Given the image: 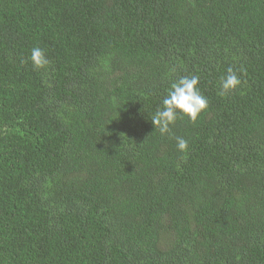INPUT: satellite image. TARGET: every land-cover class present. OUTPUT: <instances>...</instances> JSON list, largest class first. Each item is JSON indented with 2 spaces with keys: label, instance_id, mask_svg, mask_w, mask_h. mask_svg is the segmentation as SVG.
<instances>
[{
  "label": "trees",
  "instance_id": "16d2710c",
  "mask_svg": "<svg viewBox=\"0 0 264 264\" xmlns=\"http://www.w3.org/2000/svg\"><path fill=\"white\" fill-rule=\"evenodd\" d=\"M0 264H264V0H0Z\"/></svg>",
  "mask_w": 264,
  "mask_h": 264
},
{
  "label": "clouds",
  "instance_id": "9594fccd",
  "mask_svg": "<svg viewBox=\"0 0 264 264\" xmlns=\"http://www.w3.org/2000/svg\"><path fill=\"white\" fill-rule=\"evenodd\" d=\"M34 69L45 68L49 64L45 50L39 46L31 49L27 58ZM22 63L26 61H21ZM198 75L180 76L172 83L171 88L162 99L160 106L151 116V123L161 136L171 133V126L181 116L187 117L190 122H196L199 115L207 109L208 100L201 93ZM240 84V79L232 67L226 69V75L221 80V94L234 91ZM176 148L180 152L187 150L188 141L183 137H174Z\"/></svg>",
  "mask_w": 264,
  "mask_h": 264
}]
</instances>
